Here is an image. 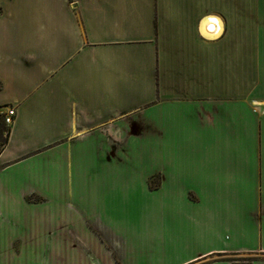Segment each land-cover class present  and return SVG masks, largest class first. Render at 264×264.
<instances>
[{
	"label": "crops",
	"instance_id": "crops-1",
	"mask_svg": "<svg viewBox=\"0 0 264 264\" xmlns=\"http://www.w3.org/2000/svg\"><path fill=\"white\" fill-rule=\"evenodd\" d=\"M255 1L0 0V264H264Z\"/></svg>",
	"mask_w": 264,
	"mask_h": 264
},
{
	"label": "rangeland",
	"instance_id": "rangeland-1",
	"mask_svg": "<svg viewBox=\"0 0 264 264\" xmlns=\"http://www.w3.org/2000/svg\"><path fill=\"white\" fill-rule=\"evenodd\" d=\"M264 5V0H256L255 1V38H264V10H262V6ZM7 133L4 132V137H6ZM1 147V145H0ZM155 184V183H154ZM255 257L252 255H242V254H230L228 258H234L235 261H245L247 258Z\"/></svg>",
	"mask_w": 264,
	"mask_h": 264
},
{
	"label": "trees",
	"instance_id": "trees-1",
	"mask_svg": "<svg viewBox=\"0 0 264 264\" xmlns=\"http://www.w3.org/2000/svg\"><path fill=\"white\" fill-rule=\"evenodd\" d=\"M4 132L7 133L6 137H4ZM9 132H10V126L6 125V123L4 122V120L2 118V113H0V144L1 145H4L7 142ZM149 183H150V187H156V185L154 184V181H152V179H150ZM223 254H225V253H219V255H223ZM222 259L231 260V261L236 260L234 258H228V257H224ZM256 259H258V257H251V258L245 259V261L251 262V261L256 260Z\"/></svg>",
	"mask_w": 264,
	"mask_h": 264
},
{
	"label": "built area",
	"instance_id": "built-area-1",
	"mask_svg": "<svg viewBox=\"0 0 264 264\" xmlns=\"http://www.w3.org/2000/svg\"><path fill=\"white\" fill-rule=\"evenodd\" d=\"M2 113V118L6 125L11 126L14 123L16 117V108L14 106H8Z\"/></svg>",
	"mask_w": 264,
	"mask_h": 264
},
{
	"label": "bare ground",
	"instance_id": "bare-ground-1",
	"mask_svg": "<svg viewBox=\"0 0 264 264\" xmlns=\"http://www.w3.org/2000/svg\"><path fill=\"white\" fill-rule=\"evenodd\" d=\"M210 25V24H209ZM211 25H213V24H211ZM210 28H212L213 26H209Z\"/></svg>",
	"mask_w": 264,
	"mask_h": 264
}]
</instances>
